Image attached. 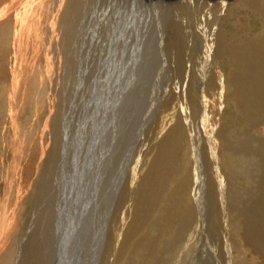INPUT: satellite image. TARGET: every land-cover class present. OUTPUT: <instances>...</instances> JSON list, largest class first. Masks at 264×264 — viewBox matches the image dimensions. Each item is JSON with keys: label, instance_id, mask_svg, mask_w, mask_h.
I'll use <instances>...</instances> for the list:
<instances>
[{"label": "rangeland", "instance_id": "1", "mask_svg": "<svg viewBox=\"0 0 264 264\" xmlns=\"http://www.w3.org/2000/svg\"><path fill=\"white\" fill-rule=\"evenodd\" d=\"M101 1L0 0V264H264V0Z\"/></svg>", "mask_w": 264, "mask_h": 264}, {"label": "bare ground", "instance_id": "2", "mask_svg": "<svg viewBox=\"0 0 264 264\" xmlns=\"http://www.w3.org/2000/svg\"><path fill=\"white\" fill-rule=\"evenodd\" d=\"M94 0H91V3L93 2ZM103 1V0H102ZM101 1V2H102ZM115 1H119L118 2V5H119V9H116L114 11H117V12H114V11H111L110 9H106V10H102L101 14H103L104 16H109V14H118V13H124V14H135L137 16H140L143 20L146 19L148 20V22L150 24L153 23V21H156L157 22V18L156 17V13L153 11L154 9L151 8L148 4L146 6L145 9H143L139 14H136L134 12V8L131 10V5L129 4H132L134 3L133 5L135 4H139V2H141V0H115ZM161 1V0H160ZM176 1H179L181 3V5H186L187 7L188 6H194L196 4H201L200 6L202 7V10H208L207 8V5H226V7H228L227 5H229V3H233V2H236L234 5H235V8H239L241 6H243L245 3H248V2H251L252 3H249V4H257V0H176ZM20 2V0H19ZM38 2V3H37ZM76 2L78 4V2H80L81 4L82 3H85V5L89 4L90 2L88 0H25V3H24V6L23 8H25V10L29 9L28 12L30 13L32 11V9H34V6L36 5V3L38 5H41V10L44 9L46 12H48L50 15H51V22L52 23H55L53 25H56V26H59L60 27H63L64 29L67 28L70 23H72V21L75 19V17L80 14V9L78 10V8L76 9H72L73 8V3ZM109 2V1H108ZM126 2V4H125ZM150 2V1H149ZM170 2V1H169ZM217 2V3H216ZM90 3V4H91ZM107 3V2H106ZM163 3V2H162ZM80 4V5H81ZM125 4V5H124ZM179 4V3H178ZM206 4V5H205ZM37 5V6H38ZM79 5V6H80ZM143 5V4H142ZM169 5V4H168ZM180 5V4H179ZM211 5V6H212ZM233 5V4H232ZM210 6V7H211ZM230 6V5H229ZM77 7V6H76ZM101 7V6H100ZM113 7V6H112ZM115 7V6H114ZM164 7V6H163ZM166 7V6H165ZM181 7V6H180ZM224 7V6H223ZM168 8V6H167ZM179 8V7H178ZM212 8V7H211ZM218 8V7H217ZM260 8V7H259ZM85 9V8H84ZM140 9V8H139ZM181 9V8H180ZM195 9V8H194ZM247 9V8H245ZM254 9V8H253ZM227 10V9H226ZM244 10V9H243ZM160 11V10H159ZM166 11V9H165ZM178 11V10H177ZM201 11V10H200ZM215 11V10H214ZM233 11V10H232ZM236 12V11H235ZM238 12V11H237ZM167 13V12H166ZM176 13V12H175ZM178 13V12H177ZM212 13V12H211ZM214 13V12H213ZM228 13V12H226ZM25 14V12H24ZM216 14V13H214ZM238 14V13H237ZM250 14V13H249ZM47 15V14H46ZM165 15V14H164ZM178 15V14H177ZM180 15V14H179ZM178 15V16H179ZM184 15V14H183ZM203 15V14H202ZM210 15V14H209ZM134 16V15H133ZM160 16V15H159ZM191 16V15H190ZM216 16H219V15H216ZM226 16V15H225ZM162 17V16H161ZM164 17V16H163ZM211 17V16H210ZM242 19L245 21L246 19V23H250V19L249 18H246L244 15H242ZM264 17V16H263ZM49 18V17H48ZM183 18V17H182ZM236 18V17H235ZM239 18V17H238ZM262 18V17H261ZM202 19V17H201ZM209 19V18H208ZM145 20V21H146ZM184 20V19H183ZM203 20V19H202ZM210 20V19H209ZM259 20V19H258ZM263 20V19H262ZM143 22V21H141ZM155 22V23H156ZM160 22V21H159ZM169 22V21H168ZM172 22V21H171ZM196 22V21H195ZM208 22V21H207ZM210 22V21H209ZM51 23V24H52ZM253 23V22H252ZM263 23V22H262ZM166 24V23H165ZM170 24V23H169ZM181 24H184L182 21H181ZM215 24V23H214ZM224 24V22H223ZM228 24V23H226ZM264 24V23H263ZM157 25V23L155 24ZM185 25V24H184ZM183 25V26H184ZM190 25V24H189ZM252 25V24H251ZM260 25V24H259ZM173 26V25H172ZM232 26V25H231ZM237 26V25H236ZM166 27V25H165ZM210 27V26H209ZM227 27V26H226ZM58 28V30H59ZM63 28L61 30H63ZM169 28V27H168ZM167 28V29H168ZM174 28V27H173ZM177 28V27H176ZM246 28V27H245ZM225 29V27H224ZM236 29V28H235ZM249 29L250 31L253 29V27L249 26ZM263 29V28H262ZM254 30V29H253ZM68 30H65L64 32H67ZM164 31V30H163ZM192 31V30H191ZM243 31V30H242ZM193 32V31H192ZM209 32V31H208ZM245 32V31H244ZM175 33V32H174ZM225 33V32H224ZM172 34V33H171ZM191 34V33H190ZM212 34V33H211ZM210 34V35H211ZM246 34V33H245ZM254 34V33H252ZM207 35V34H206ZM213 35V34H212ZM211 35V36H212ZM231 35H234V34H231ZM255 35V34H254ZM190 36V35H189ZM256 36V35H255ZM260 36V35H259ZM219 37V36H218ZM240 37V36H239ZM242 37V36H241ZM62 39L64 40L65 37L62 35ZM209 39V38H208ZM230 39V38H229ZM256 39V38H255ZM244 40V39H243ZM251 40V39H250ZM259 40V39H258ZM222 41V40H220ZM230 41V40H229ZM213 42V41H212ZM240 42V41H239ZM214 43V42H213ZM212 43V44H213ZM261 43V42H260ZM220 45V44H218ZM230 45V44H229ZM239 46V45H238ZM244 46V45H243ZM224 48V47H223ZM226 48V47H225ZM257 50V49H255ZM222 51V50H221ZM228 51H231L228 49ZM226 50V52H228ZM240 51V50H239ZM234 55V54H233ZM239 55V54H238ZM242 55V54H241ZM255 58V57H254ZM234 60V58H232ZM230 59V60H232ZM248 59V58H247ZM229 60V61H230ZM237 60V58H236ZM239 60V59H238ZM228 61V63H229ZM218 62V61H217ZM227 62V61H226ZM241 61L239 62V65H240ZM227 64V63H226ZM230 65V64H229ZM245 65V64H244ZM238 66V65H236ZM228 69L231 70L230 66H226ZM225 66H221L220 69H221V73L222 74H226L227 72V68ZM236 68V67H235ZM239 69V68H238ZM228 70V71H230ZM219 72V70H217ZM232 72V71H231ZM221 75V74H220ZM229 75V73H228ZM205 102V101H204ZM206 106V105H205ZM221 183V182H220ZM221 186H222V183H221Z\"/></svg>", "mask_w": 264, "mask_h": 264}]
</instances>
